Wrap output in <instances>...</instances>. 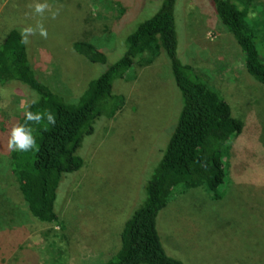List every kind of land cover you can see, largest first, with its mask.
<instances>
[{
	"label": "rangeland",
	"instance_id": "374dc122",
	"mask_svg": "<svg viewBox=\"0 0 264 264\" xmlns=\"http://www.w3.org/2000/svg\"><path fill=\"white\" fill-rule=\"evenodd\" d=\"M162 1L0 0V43L14 28H33L28 49L38 76L56 94L75 99L101 69L76 53L73 43L88 38L106 52L109 63L115 62L128 35ZM232 1L246 6L245 0ZM253 1L250 20L264 33V0ZM36 3L48 8L36 13ZM176 20L179 57L229 102L245 126L231 145L223 198L215 200L203 188L176 194L158 216L161 240L167 253L184 264H264V84L246 71L241 47L221 25L210 0H178ZM259 50L264 58V40ZM133 72V83L116 82V91L127 93L122 110L85 138L86 166L60 184L56 211L63 228L30 214L6 170V132L33 98L21 84L0 86V195L5 192L23 211L19 215L0 205V264H106L119 249L183 105L164 53Z\"/></svg>",
	"mask_w": 264,
	"mask_h": 264
},
{
	"label": "trees",
	"instance_id": "16d2710c",
	"mask_svg": "<svg viewBox=\"0 0 264 264\" xmlns=\"http://www.w3.org/2000/svg\"><path fill=\"white\" fill-rule=\"evenodd\" d=\"M210 1L221 25L241 47L246 71L264 84V58L259 50L264 33L250 20L254 1L245 0L244 8L232 0ZM177 2L163 0L154 15L139 23L115 62L109 63L106 52L90 39L76 40L75 52L100 66L101 71L75 99L56 94L38 76L28 43H21V28L9 31L0 43V86L21 84L33 98L6 132L7 138L14 126L26 124L36 140L35 148L28 152L10 150L6 170L19 186L30 214L62 228L63 221L56 211L58 189L67 174L86 166L87 157L81 149L85 138L95 135L102 122L113 120L124 107L127 93L116 91V82L133 83L135 67L151 65L163 53L170 61L182 95L180 117L147 183L143 204L128 220L121 245L106 264H184L167 253L157 227L158 216L176 194L190 189L203 188L215 200H221L222 186L229 182L231 145L244 131V122L233 115L229 102L202 81L201 73L190 62L179 57ZM28 111L40 114L41 121H26ZM49 113L55 117L54 124L47 120ZM0 205L9 206L12 213L23 212L19 206H12L5 192L0 195Z\"/></svg>",
	"mask_w": 264,
	"mask_h": 264
},
{
	"label": "clouds",
	"instance_id": "9594fccd",
	"mask_svg": "<svg viewBox=\"0 0 264 264\" xmlns=\"http://www.w3.org/2000/svg\"><path fill=\"white\" fill-rule=\"evenodd\" d=\"M48 8L47 3H36L35 4V12L36 13H43L44 10ZM53 17H55V13H53ZM40 28V35L47 36L46 30L43 26L38 25ZM30 34H34V29L31 27L25 28L21 30V43L27 44L28 43V36ZM26 121H34L39 123L42 119L40 114H34L30 111L25 113ZM47 120L49 123H55V117L52 114L47 115ZM36 146V140L33 136V130L31 127L27 126L26 124H19L14 126L10 132V138L8 140V148L10 150H17L21 152H28L34 149Z\"/></svg>",
	"mask_w": 264,
	"mask_h": 264
}]
</instances>
